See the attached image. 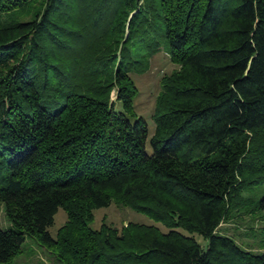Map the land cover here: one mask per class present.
<instances>
[{"label":"trees","instance_id":"obj_1","mask_svg":"<svg viewBox=\"0 0 264 264\" xmlns=\"http://www.w3.org/2000/svg\"><path fill=\"white\" fill-rule=\"evenodd\" d=\"M162 48L150 135L132 73ZM113 202L167 231L93 228ZM0 204V263L32 236L62 264H264L218 231L264 213V0H0Z\"/></svg>","mask_w":264,"mask_h":264},{"label":"rangeland","instance_id":"obj_2","mask_svg":"<svg viewBox=\"0 0 264 264\" xmlns=\"http://www.w3.org/2000/svg\"><path fill=\"white\" fill-rule=\"evenodd\" d=\"M128 32L126 33V36ZM149 63L142 70L132 73V77L138 87V95L134 99V106L137 116L143 117L148 124L150 135L155 131V119L153 117L156 99L161 91V79L165 74H170L178 65L170 60L165 49L150 56ZM116 89L112 91V99H116ZM117 108L122 109L121 104L117 103ZM249 192L245 196L250 197ZM67 215L63 208H59L55 215V222L50 227V232L55 237L58 229L66 222ZM138 222L148 225H157L162 231L167 228L159 222L151 219L146 214L137 212L130 207L113 202L108 207L95 210V218L91 222L93 228H99L103 222H107L119 230L128 222ZM6 216L4 205L0 204V225L2 228L10 226ZM219 233L227 235L244 249L254 252L264 251V213L253 206L239 209L233 215L221 223ZM202 243L205 240L196 235ZM0 264H62L58 261L55 254L36 237H27L22 245L21 252L9 263Z\"/></svg>","mask_w":264,"mask_h":264}]
</instances>
